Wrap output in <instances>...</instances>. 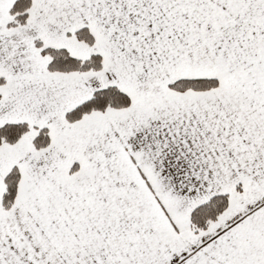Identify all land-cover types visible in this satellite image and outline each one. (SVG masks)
Listing matches in <instances>:
<instances>
[{
  "label": "snow or ice",
  "instance_id": "obj_1",
  "mask_svg": "<svg viewBox=\"0 0 264 264\" xmlns=\"http://www.w3.org/2000/svg\"><path fill=\"white\" fill-rule=\"evenodd\" d=\"M0 264H264V0H0Z\"/></svg>",
  "mask_w": 264,
  "mask_h": 264
}]
</instances>
